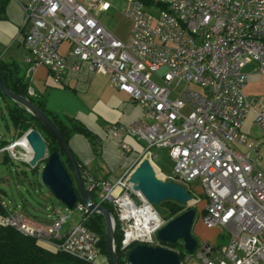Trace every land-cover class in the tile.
<instances>
[{
	"label": "built area",
	"instance_id": "built-area-1",
	"mask_svg": "<svg viewBox=\"0 0 264 264\" xmlns=\"http://www.w3.org/2000/svg\"><path fill=\"white\" fill-rule=\"evenodd\" d=\"M91 1L100 11L110 8L103 0ZM24 11L30 64L46 67L58 84L70 59L75 71L88 64L105 72L110 86L142 109L135 121L113 127L121 148L131 151L126 136L143 143L140 161L151 160L162 176L154 149H166L175 163L173 182L200 181L207 199L205 226L221 228L230 238L219 251L202 246L203 264H264V99L245 94L246 67L254 65L264 76V0H129L125 15L132 31L126 41L77 0H33ZM64 43L72 45L68 55L60 53ZM252 111L260 128L256 140L244 131ZM1 151L13 160L30 158L23 140ZM131 173L106 181L86 176L95 203L112 206L127 253L137 244L161 246L157 232L167 223L133 191ZM0 207V225L53 252L100 264L101 237L85 224L63 233L69 216L44 224ZM189 207H197L194 198ZM77 210L91 212L84 204Z\"/></svg>",
	"mask_w": 264,
	"mask_h": 264
},
{
	"label": "crops",
	"instance_id": "crops-1",
	"mask_svg": "<svg viewBox=\"0 0 264 264\" xmlns=\"http://www.w3.org/2000/svg\"><path fill=\"white\" fill-rule=\"evenodd\" d=\"M32 1L9 0L6 10L2 14L3 18L0 19V59L15 61L20 66L22 74L29 81V92H33L34 97L45 98L48 110L61 117L74 119L90 133V137L75 134L70 138L68 144L77 159L89 197L93 202H96L95 194L88 190L90 185L86 178L87 175L97 181L116 180L128 172H132L140 162L144 144L126 136L124 142L131 147V151L126 152L121 148V141L113 137L112 129L117 125H127L135 121L141 116L142 109L126 93L112 88L105 72L92 71L88 64H84L79 71H75V61L70 59L64 78L59 84L54 81L46 67L30 64L31 53L23 43L27 31V27L24 26V6L29 5ZM77 1L89 7L98 19L100 15L111 9L110 5L108 11H100L93 6L91 0ZM103 1L107 2V0ZM131 25L132 23L128 32L120 40L126 41L129 38L132 31ZM71 50L72 45L64 43L60 53L68 55ZM249 76V81L263 77L258 74H249ZM0 102L6 106L9 114L6 101L0 97ZM2 110L4 111V109ZM3 111L1 113L4 117ZM255 119L256 112L252 111L244 125V131L254 140L260 137V135L256 137L254 134V130L259 127ZM22 136L9 141L0 134V184L3 187L8 183L7 174L10 170L8 167L15 160L11 158L9 153L2 152L1 147L20 140ZM21 150L24 151V149ZM261 155L260 165L264 169V146L261 148ZM68 168L71 173L69 164ZM0 191V206L9 211L23 213L44 224L54 223L59 217L65 216L60 208H49L44 213L43 219L24 211L13 210L4 200L2 193L5 191L3 188ZM78 195L80 196L79 192ZM83 204L84 202L79 203L78 200L75 209L77 210V206ZM76 225L78 224L63 227V233ZM38 244L46 248L43 244ZM98 262L110 264L108 257L101 252V248Z\"/></svg>",
	"mask_w": 264,
	"mask_h": 264
},
{
	"label": "water",
	"instance_id": "water-1",
	"mask_svg": "<svg viewBox=\"0 0 264 264\" xmlns=\"http://www.w3.org/2000/svg\"><path fill=\"white\" fill-rule=\"evenodd\" d=\"M0 89L8 100L20 105L32 114L53 135L63 151L72 172L70 173L65 167L58 151L49 153L45 138L39 131L34 129L26 132L20 139L23 140L30 150V158L23 162L27 163L32 169H37L40 163H45L41 175L43 185L69 210L75 209L79 200V192L85 206L91 212L104 216L110 262L111 264H120L115 243L116 222L112 212L106 206H98L89 197L75 154L59 128L31 100L12 92L5 85L1 75ZM129 182L133 191L140 193L162 215L165 214V211L161 208V203L164 201H175L184 205H190L193 202V197L183 185L165 180L149 159H143L139 162L132 171ZM196 217L197 211L194 208L185 211L178 217L168 221L157 232V239L161 244L171 246H175L182 241L184 250L188 253H194L199 247V242L193 235ZM209 246V244L206 245V248ZM127 264H181V260L179 255L171 249L162 246L153 247L137 244L129 251Z\"/></svg>",
	"mask_w": 264,
	"mask_h": 264
},
{
	"label": "rangeland",
	"instance_id": "rangeland-1",
	"mask_svg": "<svg viewBox=\"0 0 264 264\" xmlns=\"http://www.w3.org/2000/svg\"><path fill=\"white\" fill-rule=\"evenodd\" d=\"M107 2L111 5V9L100 15L99 19L115 37L122 39L128 32L131 24L130 20H128L125 15L129 0H107ZM158 12L157 10L156 13ZM245 72L252 75L257 74L254 65L246 67ZM184 87L185 84L181 85L179 90H183ZM245 94L252 98L264 99V76L258 79H251L245 88ZM2 109H4V111ZM1 111L4 112V117ZM0 134L9 141L18 137L12 121L9 118L6 106L2 104V102H0ZM254 134L256 137L260 135L259 127L254 130ZM17 151H21V149H17ZM21 152L23 153V151ZM154 153L157 155L156 164L165 177V180L174 181L173 168L175 163L168 150L154 149ZM44 167L45 163H40L37 169H32L27 163L21 160H15L11 166L8 167L10 169L7 174L8 183L4 187L0 184V189L3 188L5 191V193H2L4 200L11 209L24 211L38 216L41 219L44 218V213L49 208H60L63 210L65 216H69L64 228L69 225L80 224L83 217L82 213L76 209L68 210L67 207L43 185L41 175ZM183 185L189 190L197 203V207L194 208L197 211V217L193 228V235L198 240L199 247L194 253L185 251L186 254L182 260L184 264H203V261L198 258V251L202 246L209 244L212 249L219 251L222 247L228 245L230 238L228 237V232L221 228L209 229L205 226L203 215L207 199L203 194L200 181H196L190 185ZM59 219L60 217L58 220ZM213 256L216 257L217 253H214Z\"/></svg>",
	"mask_w": 264,
	"mask_h": 264
},
{
	"label": "trees",
	"instance_id": "trees-1",
	"mask_svg": "<svg viewBox=\"0 0 264 264\" xmlns=\"http://www.w3.org/2000/svg\"><path fill=\"white\" fill-rule=\"evenodd\" d=\"M9 0H0V19L5 12ZM148 4V2H146ZM0 75L5 85L14 93L31 100L37 107L45 112L52 121L59 128L65 140L68 142L75 134H82L90 137V133L74 119L61 117L60 115L51 112L47 108V101L45 98L34 97L29 93V81L25 75L22 74L20 66L15 61H4L0 59ZM0 97L6 103L9 111V117L18 136L24 135L31 129L39 131L46 140L49 153L58 151L61 154L63 164L68 168L66 157L58 145L53 135L46 130L43 125L29 112H27L20 105L8 100L0 89ZM8 146L3 145L1 148ZM78 163V162H77ZM69 169V168H68ZM94 200V198L92 197ZM96 201V200H95ZM79 203H83L79 196ZM112 215L114 211L112 206L105 204ZM161 208L165 211L162 215L167 222L183 214L185 211L192 209L188 205L180 204L175 201H164L161 203ZM81 223L85 224L90 230L96 232L101 237V252L106 255L110 261L108 244H107V229L106 221L102 214L88 213L83 215ZM123 238L122 226L117 222L115 231V243L117 247V254L120 264H127V251L122 249L121 243ZM162 247L171 249L176 252L184 264L183 257L186 254L184 244L180 241L177 245L171 246L161 244ZM0 264H87L84 261L69 256L64 253H56L46 249L38 244V242L30 237H26L18 233L10 227L0 225ZM111 264V262H110Z\"/></svg>",
	"mask_w": 264,
	"mask_h": 264
},
{
	"label": "bare ground",
	"instance_id": "bare-ground-1",
	"mask_svg": "<svg viewBox=\"0 0 264 264\" xmlns=\"http://www.w3.org/2000/svg\"><path fill=\"white\" fill-rule=\"evenodd\" d=\"M158 171V170H157Z\"/></svg>",
	"mask_w": 264,
	"mask_h": 264
}]
</instances>
